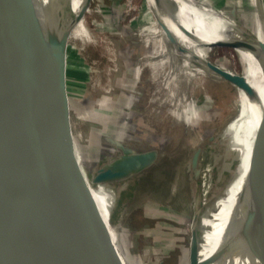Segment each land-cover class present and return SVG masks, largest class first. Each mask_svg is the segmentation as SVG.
<instances>
[{
  "label": "rangeland",
  "instance_id": "obj_1",
  "mask_svg": "<svg viewBox=\"0 0 264 264\" xmlns=\"http://www.w3.org/2000/svg\"><path fill=\"white\" fill-rule=\"evenodd\" d=\"M75 1L64 0L57 27V34L68 40L61 47L66 68L58 88L66 98L67 124L82 176L90 188L100 186L107 194L108 225L127 264H188L192 214L206 201L204 179H210L212 188L221 181L222 146L234 131L226 128L238 112L236 86L211 77L188 54L197 51L199 58L239 75L241 60L225 42L208 47L175 38L186 49L184 57L176 56L146 0H90L83 6L85 14L76 11ZM208 1L229 15L238 4V21L247 30L251 14L254 25L260 21L264 26L260 0H241L242 6L239 0ZM35 2L38 14L50 12L51 1ZM177 8L185 21L190 19L185 12L196 16ZM67 17L74 20L70 34L64 33ZM88 28L99 37L96 43H85ZM104 136L120 138L140 151L158 148L161 154L143 174L92 181L116 154ZM194 148L200 150L197 178L189 164Z\"/></svg>",
  "mask_w": 264,
  "mask_h": 264
},
{
  "label": "water",
  "instance_id": "obj_2",
  "mask_svg": "<svg viewBox=\"0 0 264 264\" xmlns=\"http://www.w3.org/2000/svg\"><path fill=\"white\" fill-rule=\"evenodd\" d=\"M89 1L81 0L80 7L88 6ZM51 2L50 12L38 14L35 0H0V27L5 21L12 25L15 23L19 39L16 45L22 47L20 60L23 65V70L15 68L11 51L7 48L0 54V137L12 149V153L6 154L7 157L19 160L40 183L36 186L27 179L17 178L16 171H13V176L17 179H0V264H127L119 257L108 220L102 216L92 188L86 184L76 161L67 124L65 95L58 88L59 79H64L66 68L63 48L55 46L54 59L49 62L37 56L36 45L32 42L38 25L44 22L40 21H47L54 14L53 0ZM146 3L176 56L184 57L182 53H186V49L175 39L181 35L208 47L215 41L225 42L231 47L232 44L226 40L244 41L257 49L264 60V43L246 28L235 29L231 33L222 31L220 39L226 40L213 41V37H207L199 29L185 27L172 12L162 8L160 0H146ZM21 4L24 5V12L20 18L15 9ZM260 4L264 14L262 0ZM238 12V6L234 3L230 8L231 18L238 21ZM66 19L68 22L64 33L70 34L74 20L70 17ZM238 24L242 26L240 22ZM7 44H11L10 41ZM188 55L192 57L193 64L205 68L211 77L225 79L237 89L247 85L242 74L212 65L192 52ZM7 60L9 64H6ZM250 99L257 100L252 88ZM104 140L116 154L92 181L143 174L155 165V159L161 154L158 148L140 151V148L114 136H104ZM199 154V148L195 149L189 162L196 178ZM263 167L264 114L243 167L240 186L225 213V225L217 234L213 251L204 260L199 256L204 245L199 235H195L194 225L197 214L205 204L194 209L188 264H209L224 241L237 230L246 201ZM260 200L258 194L255 216L260 210ZM260 234L263 235L262 232ZM263 257L264 251L260 253L262 264Z\"/></svg>",
  "mask_w": 264,
  "mask_h": 264
},
{
  "label": "bare ground",
  "instance_id": "obj_3",
  "mask_svg": "<svg viewBox=\"0 0 264 264\" xmlns=\"http://www.w3.org/2000/svg\"><path fill=\"white\" fill-rule=\"evenodd\" d=\"M183 1H185L186 3L180 2V0H160V3L162 4V8L165 11L168 10L169 12H172L176 16V19L179 22H182L185 27L199 29V31H201V33L206 35L207 37H213V41L226 40L220 39V36L223 32L231 33L234 32L235 29H245L244 22L243 25L240 26L237 20L231 18L227 9H219L217 7H213L208 0ZM250 1L254 2L255 0ZM63 2L64 0H53V16H51L47 21H40V23H42L43 21L44 22L38 25V30L35 35L36 37L32 41L33 44L36 45L37 56L42 60H48L50 62L52 58L54 59L55 56V46H58L57 48H61L63 43L65 41H68L66 38H63L61 35L57 34V27L62 20V9L64 4ZM75 2L76 11H80L82 9L81 13L85 14L87 11L84 9V7H80L81 0H76ZM238 2L240 6H242V1L239 0ZM177 4L181 8L188 10L190 13L195 14L196 16L198 15L199 17L204 19L202 20L199 18L202 21L203 26H201L196 20L198 19V17L194 15H188V13L186 12L183 14L186 15V17L188 16L190 19L185 21L186 19L181 15L182 12L180 13L181 10L177 8ZM23 6L21 4V6L15 9V12L17 11L20 18L22 17L24 12ZM251 8L255 9L257 7L251 6ZM253 12L254 11L251 10V13ZM238 13H240V11ZM252 18L255 19V15L251 14L250 16L252 26L249 31L251 32L252 30L253 35L262 43H264V26L260 27V23H258L260 21H255L256 25H254ZM194 21H196L197 23H194ZM24 26L26 25L24 24ZM15 27V23L12 25V23L9 21H5L0 27V54L7 48L9 52L11 51V56L14 59L13 65L15 66V68L17 70H23L22 61L20 60V52L22 47L21 45H16L19 39ZM86 32L87 40L85 39V43H96L97 35L93 32V30L88 28ZM178 36L175 37L178 41L187 40V38L181 35ZM97 38L99 40V37ZM8 41H10L11 44H7ZM79 41L83 42L80 38ZM103 41L104 40L102 39L100 41V44L104 47L105 43H103ZM226 41L232 44V48L241 60L243 68L241 74L243 80L247 82V85L236 90L238 112L236 118L230 123L228 128H226V131H231L233 130V128L234 131L229 136L227 142L222 146L224 149V154L220 162V170L222 171L221 181L217 186H214L213 188L210 184L211 182H209L210 179L208 180L207 178H205L203 181L202 187L203 192L206 195V201L202 210L197 214L196 222L194 225L196 228L195 235H199L202 240V245H204V248L203 250H200L199 255L202 260L207 259L211 251H213L212 249L215 247L216 241L218 240L217 234L225 225L227 215L225 213L232 204L234 196L240 186V182L243 176V167L248 158L255 133L259 127L260 120L264 114V60L261 54L257 49L250 47L244 41L233 39ZM196 55L199 57L201 56L197 53V51ZM100 57L103 58L104 55L103 57L102 55H100ZM80 59L83 60L82 57ZM10 61L12 63V60ZM93 63H95V61H93ZM6 64H9V60H7ZM88 82H90V80ZM250 88H252L257 94V100L250 99ZM198 138L200 137L198 136ZM74 149L76 161L80 166V157L79 152L77 151L78 149H76V147H74ZM11 150L12 149L10 148L8 143L0 137V179L5 177L7 179H13L15 177L13 176V171H16L18 173L17 178L22 180L27 179V181H31L32 183L36 184V186L40 184L39 181L36 180L30 174V172L23 167L19 160H16V158L14 159V157H7L6 154L12 153ZM208 169L209 168H207L206 170ZM261 173L262 174L260 175L258 180H256V183L253 186L250 197L246 201V205L240 218L237 230L224 241L221 249L209 264H222L224 259L225 264H262V262L260 261V253L264 251V167ZM91 192L100 211L103 214L102 216H104V218L106 219V212L108 211V209L107 202L105 201V196H107V194L105 195L104 190L100 188V186L99 189L92 188ZM258 194L261 197L260 206L258 208L260 210L258 215L255 216L253 214L256 209L255 202ZM109 230L112 234L113 241L116 244L114 237L115 235L113 234L110 227ZM260 232H262L263 235H261ZM256 240L258 242H256ZM118 252L120 259L125 263L126 258L123 256V253H121L119 250ZM221 257L222 262L219 261Z\"/></svg>",
  "mask_w": 264,
  "mask_h": 264
}]
</instances>
